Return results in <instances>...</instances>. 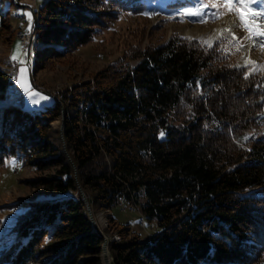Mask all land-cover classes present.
I'll use <instances>...</instances> for the list:
<instances>
[{
    "label": "trees",
    "instance_id": "obj_1",
    "mask_svg": "<svg viewBox=\"0 0 264 264\" xmlns=\"http://www.w3.org/2000/svg\"><path fill=\"white\" fill-rule=\"evenodd\" d=\"M101 5L145 7L143 0H43L34 68L87 42L91 25L102 22L94 11ZM130 59L136 62L109 64L43 108L0 106V162L21 151L37 169L53 166L32 182L64 194L29 202L15 239L0 248V264L32 261L45 236L53 253L45 264H100L103 238L80 189L92 215L121 199L156 223L149 238L109 242L113 264L264 263V133L237 143L264 124V74L245 79L248 71L225 63L218 47L181 36ZM12 81L0 68V94Z\"/></svg>",
    "mask_w": 264,
    "mask_h": 264
},
{
    "label": "rangeland",
    "instance_id": "obj_2",
    "mask_svg": "<svg viewBox=\"0 0 264 264\" xmlns=\"http://www.w3.org/2000/svg\"><path fill=\"white\" fill-rule=\"evenodd\" d=\"M143 1L145 7L139 12L116 10L114 7L106 5L96 7L94 11L97 17L102 19V22L91 25L93 32L87 42L75 47L68 46L65 51L51 53L41 59L43 66L34 68V23L37 9L43 0H0V21L3 20L5 24V26L0 25V68L10 74L13 80L0 94V106L12 102L23 109L33 111L51 105L54 100L53 95L57 96L66 88L69 89L91 79L94 74L109 64L115 62L134 64L136 60L130 59V56L136 49L141 50L145 47L162 44L173 36L191 37V40L199 41L208 48V45L202 43V40H209L212 34L211 26L218 22L223 23L226 16L234 18L235 29L232 34L239 38L246 35L244 30L239 27V20L231 14L225 15L221 19H209L205 23L199 22V17H185L182 20L179 13L185 8L195 7L200 0ZM171 1H177V4L171 6ZM211 2L214 0H204V3ZM205 11L211 13L216 9L208 8ZM25 12L32 14L31 31H28V20L23 15ZM144 13L149 15H144ZM191 24H196L199 28L204 29L203 33H205L199 36L185 34L184 29ZM22 34L26 35V42H23ZM230 40L231 34L223 33L212 39V47L219 48L220 54L225 56V63H229L234 68L249 71L251 65L237 67V65L245 64L244 51L243 48L237 51V45L235 42L229 43ZM18 42L20 44L19 58L12 60L11 57ZM241 43L244 46L249 44L243 39H241ZM248 59L256 61L259 65H264V50L259 47H251ZM21 61L24 63L22 64ZM21 67L27 68V78L33 90L39 93L35 97L39 100L36 104L31 102V99L27 97L14 79L19 75ZM257 72L264 74V69ZM40 96L47 97V99H40ZM262 116H264V103L258 112V118ZM258 122L261 123L260 120ZM59 124L60 119L51 122L53 128ZM261 133H264V124L249 130L247 134L237 140V143L246 146L245 136H257ZM12 158L17 159L19 167L8 166L6 161ZM54 170L53 166L37 169L21 151L5 156L0 162V248L15 239L16 234L13 230L17 227L19 219L33 209L29 205L30 201L52 200L64 196V194L49 191L32 182L36 178L51 175ZM93 216L100 231L97 233L103 238L100 244V264H104L105 260L113 264V257L108 247L109 242L127 240L132 235L149 238L157 230L155 221L147 222L137 206H132L121 199L110 210L94 207ZM50 239L51 237L45 236L39 243L41 252L39 251L32 261L25 262V264H45L48 258L53 255L51 249L45 250L44 248ZM52 240V242H59L57 239ZM103 242L106 243L105 251L102 248ZM81 259L83 258L78 260ZM254 264L264 263L261 260Z\"/></svg>",
    "mask_w": 264,
    "mask_h": 264
},
{
    "label": "snow or ice",
    "instance_id": "obj_3",
    "mask_svg": "<svg viewBox=\"0 0 264 264\" xmlns=\"http://www.w3.org/2000/svg\"><path fill=\"white\" fill-rule=\"evenodd\" d=\"M208 8L216 9L215 12H206L205 10ZM235 15V17L239 20V27L244 30L246 35L243 38H239L235 36V34H231V40L229 43L235 42L237 45V51L244 47V44L241 43V39L249 42V47H259L261 50H264V0H214L211 3H204V0H200V2L191 8H185L183 11L179 13L180 18L183 20L185 17H199L201 23L207 22L209 19H221L225 15ZM27 17L28 20V31L32 29V14L31 12L23 13ZM144 15H149L148 13H144ZM170 19L173 17H169ZM220 35L223 32H231L230 27H226L222 30H217ZM185 39H192L191 37H186ZM202 43L207 44L208 47H212V39L202 40ZM20 44L19 42L14 49L13 55L11 57L12 60H17L19 58ZM227 51V49H225ZM23 64L24 61H21ZM251 65L249 71L245 74V79L249 77L254 72L260 71L264 69V65L257 64L256 61L252 59H247L244 65H237V67H247ZM27 68L21 67L19 71V75L14 77L16 83L19 87L24 91V93L31 99L33 104L39 102V100L35 99L39 93L35 92L32 88L31 83L27 78ZM40 99H47V97L40 96ZM164 133L161 132V136ZM245 140L248 139V136L244 137ZM8 166L12 168L19 167V163L16 158H12L6 161Z\"/></svg>",
    "mask_w": 264,
    "mask_h": 264
},
{
    "label": "bare ground",
    "instance_id": "obj_4",
    "mask_svg": "<svg viewBox=\"0 0 264 264\" xmlns=\"http://www.w3.org/2000/svg\"><path fill=\"white\" fill-rule=\"evenodd\" d=\"M225 18H226V20L223 23L222 22H218V23H215L214 25L211 26V28H212V34H211V37H210L211 39H214V38H216L217 36L220 35L217 30H222V29H225L226 27H230L231 32L225 31L223 33H229V34L234 33V29H235L234 28L235 22L233 21L234 18L231 17V16H226ZM203 30L204 29L199 28V26H197L196 24H191L187 28L184 29V33L187 34V35H190V36H199L200 34L203 33ZM25 37H26V35L23 36V42H26V38ZM243 51H244L243 52L244 61H246L248 59V57H249V52H250L249 44H246L243 47ZM103 255H105V254H103ZM104 262H105L104 264H110V262L108 260H105Z\"/></svg>",
    "mask_w": 264,
    "mask_h": 264
},
{
    "label": "water",
    "instance_id": "obj_5",
    "mask_svg": "<svg viewBox=\"0 0 264 264\" xmlns=\"http://www.w3.org/2000/svg\"><path fill=\"white\" fill-rule=\"evenodd\" d=\"M80 193H81V196L86 204V207H87V211H88V215H89V218H90V221L95 229L96 232L100 233L98 227H97V223H96V220L94 218V216L92 215L91 213V210H90V206H89V201L88 199L86 198L84 192L80 189ZM103 250L105 251L106 250V243L103 242V246H102Z\"/></svg>",
    "mask_w": 264,
    "mask_h": 264
},
{
    "label": "built area",
    "instance_id": "obj_6",
    "mask_svg": "<svg viewBox=\"0 0 264 264\" xmlns=\"http://www.w3.org/2000/svg\"><path fill=\"white\" fill-rule=\"evenodd\" d=\"M23 36H24V35L22 34V39H23Z\"/></svg>",
    "mask_w": 264,
    "mask_h": 264
}]
</instances>
